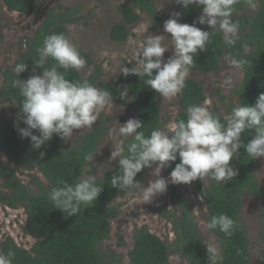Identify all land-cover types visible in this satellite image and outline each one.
Masks as SVG:
<instances>
[{
	"label": "trees",
	"instance_id": "trees-1",
	"mask_svg": "<svg viewBox=\"0 0 264 264\" xmlns=\"http://www.w3.org/2000/svg\"><path fill=\"white\" fill-rule=\"evenodd\" d=\"M9 12H17L30 16L35 12L34 0H0ZM102 1V0H101ZM180 14V23L192 24L197 21L202 12V7L195 5L187 9L177 0H174ZM258 9L254 15L242 14L233 17L235 12L250 8L246 0H240L235 5L232 20L238 22V32L233 39L235 43L227 44L224 34L218 30L210 37L206 50L197 52L190 70L202 74L220 71L223 60L243 61L237 66L243 72V78L232 90L234 103L223 104L225 115L218 108L212 112L220 117L221 123L227 124V117L238 104H254L258 96L264 92V0H255ZM117 11L122 18V23L114 24L109 37L115 42H124L128 37L127 27L137 23L139 13L148 17L151 27L156 28L159 22H165L157 9L155 0H121ZM81 6L68 7L59 5L58 9L51 8L47 11L42 23L35 30L33 36L24 38L20 45L24 51L19 55L12 68L6 69L2 76L0 99L2 102L12 103L17 106L15 112L17 120L11 121L0 118V154H4L9 162L25 169L37 170L46 180V184L37 177H31L28 184H23L15 175L16 170L8 169L0 163V203L9 208L22 206L26 213L24 233L36 239L29 250L17 246L13 240L6 237L0 242V253H15L12 264H121V257L110 255L103 250L104 243L111 234L110 220L118 215L120 204H112L117 197H124L128 190L121 191L112 187V177L120 174L119 157L112 168L101 178L103 191L92 205H81L75 216L68 217L61 210L56 209L49 199L53 187L62 186V182L73 184L84 175V168L92 159L86 160L85 156L96 155L100 141L105 133L103 122H97L90 130L83 133L75 145H67L66 140L54 135L53 138L40 149H34L30 138H21L18 129L26 128L21 125L22 112L19 89L12 86L16 78L13 68L19 63H25L27 70L22 72L18 79L26 80L32 75L42 74L43 68L35 66L39 59L37 48L41 47L45 36L53 33L67 35L68 26L80 19ZM197 27L211 31L210 27L200 25ZM88 63L92 61L83 56ZM55 64L51 58L46 60L45 68ZM64 72L63 69H58ZM102 65H94L92 72L83 78L79 71L69 69L66 79L70 81L88 80L97 88L106 90L111 94L112 100L118 99L121 106L134 109L137 120L143 126L138 131H143L149 136L153 129H163L166 119L161 116L160 99L162 96L155 90L146 86V77L128 74L123 82L102 81ZM126 94L123 98H120ZM206 93L200 82L186 79L185 86L179 93L178 113L173 120L186 119L187 109L191 105L203 104ZM34 135H39L37 130H32ZM254 130H247L241 134V148L230 162L237 171V176L230 181L218 183L212 178H206L207 185L196 183L199 194L205 202L208 224L213 216L226 214L235 221L231 235H226L219 228L208 229L217 241L222 253L219 264H249L248 239L244 226L240 222L242 199L245 193L257 198L260 203L261 231L260 238L264 245V185L256 178L257 158L253 159L245 152L243 144L254 135ZM132 138H124L122 146L127 155V146ZM41 153L44 155L41 156ZM170 162L162 171L170 174L179 163ZM154 165V164H153ZM152 165V166H153ZM150 168H144L137 174L136 180L141 184L143 175ZM88 171L86 176H90ZM85 176V177H86ZM172 210L162 211L165 219L171 221L175 239L171 245L164 243L159 237L150 233L146 226L133 233V247L128 253V264H169V255L176 254L186 260L188 264H210L207 258L206 245L198 229L193 208L188 198H172ZM258 264H264V251Z\"/></svg>",
	"mask_w": 264,
	"mask_h": 264
},
{
	"label": "clouds",
	"instance_id": "clouds-1",
	"mask_svg": "<svg viewBox=\"0 0 264 264\" xmlns=\"http://www.w3.org/2000/svg\"><path fill=\"white\" fill-rule=\"evenodd\" d=\"M240 0H177L184 8L195 5L202 7L197 21L192 24L180 23L179 13H174L163 24L164 32L170 34L151 35L150 28L141 22L133 28L134 37L128 44L136 57V65L125 68L124 74L146 77L145 84L158 92L163 98L177 96L185 86L190 67L197 52L206 50L210 37L218 30L224 34L227 44L235 43L233 37L238 32V22L232 20L234 7ZM255 10V0H246ZM208 25L211 31L197 27ZM171 43H165V40ZM173 49L166 61L164 54ZM39 59L35 66L43 68L42 74L32 75L26 80L18 79L27 70L25 63H19L13 71L16 78L12 86L19 89L21 112L26 128H19L21 138H30L34 149H40L54 135L69 139L76 129L91 128L99 113L112 103L111 94L88 80L70 81L66 79L69 69L78 71L85 60L78 48L63 33L45 36L41 47L37 48ZM109 53H101L107 56ZM114 56V54H113ZM51 58L55 64L45 68L46 60ZM239 66L243 61H233ZM58 69H63L64 72ZM230 83V81H226ZM210 102L191 105L187 109L186 119L172 120L163 129H153L145 136L144 125L137 119H129L119 124L118 134L132 138L127 146V155L121 144L113 146L111 159L119 157L120 174L112 177V187L121 191L128 190L134 201L151 202L153 197L166 192L169 181L173 184H190L197 179L212 178L218 183L230 181L237 176L231 166L234 155L241 148V134L254 130V135L243 144L248 156L256 159L264 157V92L254 104H238L227 117V124L210 110ZM37 130L39 135H34ZM44 154L41 153V156ZM175 165L170 176H161L162 169L170 162ZM93 159L92 155L85 156ZM156 167L151 173L155 179L149 180L144 187L135 178L144 168ZM103 188L97 184L95 175L78 178L73 184L62 182V186L53 187L49 193L50 201L56 209L68 217L78 214L81 205H92L100 196ZM209 229L219 230L231 235L235 221L226 214L213 216L207 224ZM207 258L210 264L222 261L220 248L214 243L206 244ZM15 253H0V264H12Z\"/></svg>",
	"mask_w": 264,
	"mask_h": 264
},
{
	"label": "rangeland",
	"instance_id": "rangeland-1",
	"mask_svg": "<svg viewBox=\"0 0 264 264\" xmlns=\"http://www.w3.org/2000/svg\"><path fill=\"white\" fill-rule=\"evenodd\" d=\"M34 2L35 12L30 16H26L17 12H9L0 1V87L3 82V72L8 68H12L19 55L24 51V48L20 45L22 40L33 36L47 11L51 8L58 9L59 5L81 6L80 19L68 26L66 37L78 48L82 57L87 56L92 61L90 64L83 57L85 64L78 70L83 78L92 72L94 65L100 64L103 68L102 81L109 83L123 82L128 77V74H124V69L136 65V57L128 41L130 37H134L133 28L141 22L150 27L146 35H165L170 38V34L164 32V22H159V26L153 28L148 17L138 12L139 19L137 23L127 27L128 37L126 41L115 42L111 40L109 37L111 27L114 24L123 22L117 11V6L121 3V0H34ZM155 3L158 12L166 19L174 13H178L174 0H155ZM257 9L258 5L255 10L245 8L242 11L235 12L233 17L242 14L254 15ZM165 43L170 44L171 42L166 39ZM104 51L109 54L107 56L101 55ZM172 54L173 49L170 47L169 51L164 54L163 59L166 61ZM220 66V71L208 74L190 70L187 79L200 82L205 90L206 100L210 102V110L218 108L221 114L225 115L223 104L236 101V98H232V90L242 81L243 72L229 60H223ZM226 81H230V83H226ZM124 96L126 94H123L120 98ZM178 99L179 94L171 99L163 97L160 99L161 116L163 120L166 119L163 128L178 113ZM117 100H112V103L99 113L93 125L95 126L97 122H103L105 133L96 155L84 168L83 177L90 171L91 175H95L99 179L112 168L113 163L118 158L111 159V153L114 151L113 146L116 144L122 145L125 138L118 134L119 124L122 125L129 119H137L134 109L119 105ZM16 108L15 104L2 102L0 99V118L11 121L17 120ZM21 125L25 126L23 121H21ZM90 129L74 130L72 137L66 139L67 145H75L76 140ZM0 163H4L10 170H16L15 175L25 185L29 183L33 176L46 184V180L37 170H25L9 162L4 154H0ZM155 167L154 164L152 168L144 173L142 182L144 187L148 185L149 180L155 179L151 175ZM161 176L168 178L170 174L161 171ZM256 178L264 185V157L257 158ZM1 183L2 180L0 179ZM196 183H200L204 187L207 185V180L206 178L203 180L197 179L190 184H173L169 181L166 192L153 197L151 202L148 203L134 201V197L130 193L124 197L115 198L112 204H120V208L118 215L110 220L111 234L109 240L104 243L103 250L110 255L121 257V264H128V253L133 247V233L143 226H146L150 233L159 237L164 243L171 245L175 239L171 221L165 219L161 212L172 210L170 200L176 197L189 199L204 244L214 243L218 246L216 238L207 229L205 202L203 199L196 197L199 194ZM0 191L5 190L0 187ZM259 206L260 203L257 198L247 193L243 195L240 222L244 226L248 239L249 264H258L264 251V245L260 238L261 215ZM25 222L26 213L22 206L9 208L6 204L0 203V242L9 237L17 246L29 250L36 239L24 233ZM169 264L188 263L178 255L171 253Z\"/></svg>",
	"mask_w": 264,
	"mask_h": 264
}]
</instances>
